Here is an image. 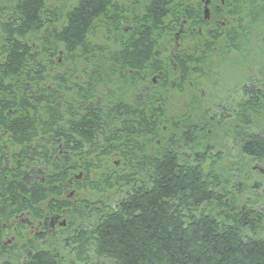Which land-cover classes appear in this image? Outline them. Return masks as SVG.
Segmentation results:
<instances>
[{
	"label": "trees",
	"instance_id": "obj_1",
	"mask_svg": "<svg viewBox=\"0 0 264 264\" xmlns=\"http://www.w3.org/2000/svg\"><path fill=\"white\" fill-rule=\"evenodd\" d=\"M4 1L0 264H61L60 245L82 264H264V213L230 199L239 164H264V121L255 118L264 111V0H225L234 26L199 38L202 49L178 66L188 81L216 43L224 58L235 51L259 60L236 91L227 128L239 161L229 168L204 136L203 115L163 133L164 94L147 96L126 74L159 66L153 52L180 23V0L127 9L75 0L52 11L44 0ZM96 34L105 44L90 41ZM69 189L74 200L65 198ZM23 213L43 223V234L21 231L15 218ZM62 214L65 226L49 232V217Z\"/></svg>",
	"mask_w": 264,
	"mask_h": 264
},
{
	"label": "rangeland",
	"instance_id": "obj_2",
	"mask_svg": "<svg viewBox=\"0 0 264 264\" xmlns=\"http://www.w3.org/2000/svg\"><path fill=\"white\" fill-rule=\"evenodd\" d=\"M74 1L75 0H44V5L45 8L50 11L56 9L64 10L71 6ZM5 6L6 2L2 0L0 2V10ZM44 21L47 23L45 19ZM233 26L234 24L232 27ZM90 41L94 44H105L104 38L99 34L92 36ZM188 48V51H192L191 55H193L192 46ZM211 49L212 51L210 55H208V53L206 54V60L197 65L200 71L195 73L192 71L191 75L188 77L187 96L185 97L181 95L168 98L174 106L172 111L164 112V119L167 121L164 127L170 128V126H175V122L181 118V112H184V115L189 113L186 118L203 115L206 118V121L211 123L209 118L212 115V112H214L213 108H215V106L226 104V106L229 107L228 113H231V117L223 121L217 134H215L213 128L212 130L206 128L204 136L211 145L216 147V149L223 150L220 166L223 168H229L239 161L236 149L230 139L229 127L227 128V124L233 119V114L235 112L234 104L238 100L236 91L238 85L244 83L247 75L256 70V64L259 60L257 61L255 57L248 58V55L242 57L235 51L228 52L227 56L224 58L222 55L220 56L217 54V52H219L218 43L212 46ZM34 56L40 58L36 53H34ZM207 56L209 57L207 58ZM54 60H56L58 65H61L63 63L62 54H57L54 57ZM76 81H78V79H76ZM127 100L130 102H136L137 97L130 93V96H127ZM190 104H192L194 108H190ZM255 118L264 121V111H260L258 117ZM182 153V157H185L187 154L185 151H182ZM112 163H115V167L118 168L121 165V160H118V156L114 155L110 160V164ZM239 166V170L242 174L235 177L230 199L234 200L237 207H240L246 200H250L253 202L254 206L258 207V209L264 213V164L253 161L249 163H240ZM71 191L72 189H69L65 196L68 200H74ZM79 193L80 197H83L84 192ZM87 196H89V194H87ZM62 215L63 217L61 216L62 218L58 219L59 222L62 219H65V214ZM49 220H52L51 216L49 217ZM27 221L29 222L28 217L24 213L15 218V222H19L24 226V229L21 230L23 233H27L32 237H37L34 234L38 232L36 226V223L38 222L33 221L31 228L28 226L29 224L26 223ZM58 227V223L55 222V227H53L52 230L56 232L59 230ZM10 238L11 237L8 236L4 241H9ZM44 240L45 238L38 240V244L42 245ZM60 246H55L56 248L54 250L57 252L58 250L60 251L58 254H60L61 264H82L76 260L73 254L69 253L67 248L63 247L64 249H59Z\"/></svg>",
	"mask_w": 264,
	"mask_h": 264
},
{
	"label": "flooded vegetation",
	"instance_id": "obj_3",
	"mask_svg": "<svg viewBox=\"0 0 264 264\" xmlns=\"http://www.w3.org/2000/svg\"><path fill=\"white\" fill-rule=\"evenodd\" d=\"M177 1L175 0L172 5H176ZM113 3L114 5H119L127 9L131 4L135 5V7L136 5L138 6L139 0H114ZM180 3V10H184L180 23L166 32L163 39L158 41V48L153 52V58L159 63V66L151 70H142L141 72H126V74H134L137 76L147 96L150 97V91L159 95L164 94V99H166L164 102V112L172 111L174 106L168 98L181 95L186 97L188 94V81L181 78L178 72V66L180 62L186 61L187 57L194 56L198 50L202 49L203 42H199L198 39L208 37L209 34L210 36L216 35V32H212L215 28L216 30L218 27L229 30L234 24V16L225 15L227 11L233 14L231 13L232 11L230 12V8H226L225 0H180ZM228 3H231V1L228 0ZM231 5L233 7V4ZM190 10H194L195 15L191 14ZM127 28L125 27L124 30ZM190 46H192L193 55H191L192 51H188V47ZM182 83L183 85H181ZM140 104L144 106L143 102ZM192 107L193 105L190 104V108ZM228 108L226 104L213 108L214 112H212L209 118L211 123L207 124L209 130L213 128L215 129V134L218 133L223 121L231 117V113H228ZM180 114H182L181 118L175 122V126H170V128L162 126L163 133L173 131V128H176L186 120V117L189 115V113L184 115V112ZM180 154L183 155L182 152ZM71 195L72 197L76 195L74 189L71 191ZM61 216L63 217V215L51 216L52 220H49L48 225L49 232L55 227V222L58 223L59 227L65 226V219H62L60 222L58 221L59 218H62ZM26 223L31 227L32 221H27ZM42 225L43 223L41 221L36 223L38 232L34 234L35 236L42 234Z\"/></svg>",
	"mask_w": 264,
	"mask_h": 264
},
{
	"label": "bare ground",
	"instance_id": "obj_4",
	"mask_svg": "<svg viewBox=\"0 0 264 264\" xmlns=\"http://www.w3.org/2000/svg\"><path fill=\"white\" fill-rule=\"evenodd\" d=\"M206 123H207V124H210V122H209V121H206ZM207 124H206V125H207Z\"/></svg>",
	"mask_w": 264,
	"mask_h": 264
}]
</instances>
